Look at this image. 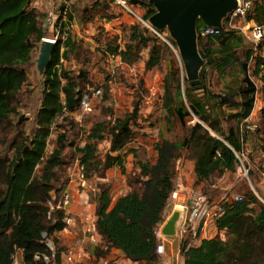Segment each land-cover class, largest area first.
Instances as JSON below:
<instances>
[{
	"label": "trees",
	"instance_id": "1",
	"mask_svg": "<svg viewBox=\"0 0 264 264\" xmlns=\"http://www.w3.org/2000/svg\"><path fill=\"white\" fill-rule=\"evenodd\" d=\"M128 3L148 9L143 17L147 23L156 14L149 0H128ZM44 16L31 6V0H0V126L10 127L12 116L17 114L19 97L28 85L34 47L46 37L40 26ZM68 18L62 24L68 38L56 43L51 64L44 74L36 129L29 137L18 133L10 146L11 156L0 157V264H12L17 249L22 250L26 263L46 264L43 256H50V252L42 243V234L61 231L64 227L62 213H55L52 221H47V213L52 193L59 191L54 186L59 180L58 169L67 164L66 134L59 135L58 146L48 157L46 150L57 120L66 113L77 112L84 96L80 79L66 73L62 65L75 51L70 35L74 19L71 15ZM248 21L264 28V0L255 2ZM206 28L198 22V49L204 61L200 87L187 83L183 91L179 79H175L176 85L173 83L172 87L170 83L176 76L170 72L166 80L167 127L172 130L176 123L185 136L181 140L159 142L155 146L156 163L138 164L142 179L136 183L140 188L119 198L113 207L110 190H101L96 217L101 248L105 247L106 251L98 249L99 258L115 249L133 264H161L155 234L166 222V211L176 191V165L184 154L195 165L198 184L237 169L239 161L234 151L239 153L243 149L239 127L224 131L221 120L227 118L240 124L250 118L258 92L253 78L262 83L264 101V58L257 54L250 67L253 51L247 48L248 41L242 34L227 30L217 37L202 38L200 34ZM166 47L150 31L137 25L131 28L128 43L123 47L108 45L106 52L126 65H133L147 50L146 69L152 70L161 65ZM262 49L264 42L258 52ZM210 71L220 77L230 76L232 81L220 93H214L206 85ZM225 108L233 113L223 114ZM139 109L136 103L133 112L124 119L96 123L92 127L85 146L78 151L87 179L101 167L105 171L118 167L124 173L125 157L137 156L134 150L121 154L135 139L133 125L138 120ZM195 118L199 122L189 126ZM261 119L264 135V108ZM106 136L110 139V152L100 161L97 147ZM39 166L42 173L37 176ZM217 227L226 233V239L202 240L195 246L182 247L184 264H264V204L253 193L228 205ZM38 255L42 257L40 260H36Z\"/></svg>",
	"mask_w": 264,
	"mask_h": 264
},
{
	"label": "rangeland",
	"instance_id": "2",
	"mask_svg": "<svg viewBox=\"0 0 264 264\" xmlns=\"http://www.w3.org/2000/svg\"><path fill=\"white\" fill-rule=\"evenodd\" d=\"M55 2L56 8L66 11V19H69L68 15L74 19L70 25V35L72 43L75 44V51L62 61L64 71L80 79L84 94H91L87 90L89 86L102 89V97L93 100L94 110L91 114L87 115L78 110L52 129L48 138L47 157L57 148L59 135L67 136L64 152L67 164L58 169L59 180L54 185L55 189H63L71 174H84L78 151L85 146L90 131L96 123H114L117 119H124L133 112L136 103L140 108L138 120L133 125L135 139L121 154L134 150L137 156L130 154L125 157V172L123 173L118 167L106 171L101 167L100 171L91 172L90 181L95 191L90 192V205H95L97 211L99 195L103 188L109 189L112 198L115 199L139 189V183L136 181L140 182L142 178L138 164L140 162L155 164L158 158L155 146L159 142L181 140L185 136V131L178 124L175 123L172 130L167 127L164 99L169 72L176 76L170 83L172 87L173 83L176 85L175 79H179L182 90L185 91L189 82L177 46L174 49L166 47L161 65L152 70L146 69L149 58L147 50L133 65L120 63L106 52L108 45L123 47L128 43L131 28L137 25L143 26L141 20L146 15L147 8L130 3L122 6L114 0H55ZM164 32L169 34L167 30ZM47 37L52 39V34H48ZM246 46L252 50L249 42ZM40 55L41 44L34 47L32 64L28 68V85L19 97L18 111L11 118V126H0V157L11 156L10 146L18 133L29 137L36 129L35 121L43 99L45 79V75L39 69ZM82 75L83 79L80 78ZM207 80L208 88L214 93H220L225 83L232 81V78L230 76L221 78L210 71ZM253 81L257 85L258 94L251 121L258 125L259 130L245 141L246 157L243 163L238 164L235 172L217 174L203 183L201 191L211 199L219 198L226 193L242 197L253 193L259 202L262 203L259 198L264 200V194L259 187L264 181V135L261 131V111L264 108V101L262 83L255 78ZM222 113L228 115L233 112L225 108ZM198 122L199 120L195 118L188 125L192 126ZM221 122L224 131L235 128L236 125L240 126L227 118L222 119ZM109 152L110 139L106 136L97 147L98 159L104 161ZM193 165L186 154L177 162L176 188L178 180L183 176L180 174H186V178L192 180L194 186L200 187L193 175ZM244 167L249 169V178L242 177L240 169ZM41 173L42 166H39L36 175L40 176ZM175 212L178 211L173 210L171 201L166 211V223Z\"/></svg>",
	"mask_w": 264,
	"mask_h": 264
},
{
	"label": "built area",
	"instance_id": "3",
	"mask_svg": "<svg viewBox=\"0 0 264 264\" xmlns=\"http://www.w3.org/2000/svg\"><path fill=\"white\" fill-rule=\"evenodd\" d=\"M41 1L31 0V6L35 7ZM114 1L122 6H126L128 3V0ZM236 1L238 3L237 10L229 14L224 20L223 29L207 27L201 32L200 36L202 38L217 37L227 30L238 31L252 46L253 57L250 61L251 67L260 46L264 42V28L248 21V16L255 2L258 0ZM65 15V10L61 11V9L55 6L45 13V16L40 21V26L46 35L43 42L47 41L56 44L67 40L68 32L62 29ZM141 22L145 29L166 44L168 48H176V44L172 42L170 34L157 30L150 23L143 21V19ZM48 34H52V39L47 37ZM87 90L91 94H84L80 101L79 111L88 115L94 110L93 100L102 97V89H94L92 86H89ZM67 116V113L62 115L57 120V124L64 121ZM258 130V125L253 123L250 118L240 123L239 131L243 149L239 153L234 151L239 163H243L246 157L245 141ZM240 171L242 177L249 178V169L244 167ZM67 182L63 189L52 193V197L48 202L47 221H52L54 214L60 212L63 215L64 227L61 231H54L53 233L43 232L42 243L46 245L50 252V256H43L45 263L57 264L58 261V264H113L114 260L111 257L98 258L96 255L97 250L101 248L102 242L97 227L96 215L90 214L77 219L70 212L74 192H94L95 188L92 182L83 173L77 175L71 174ZM178 196L179 193L175 191L172 195V203L178 200ZM259 199L264 204V200ZM240 201H242L241 196L231 195L230 193H226L219 199L213 200L201 190L195 189L190 193L187 204L174 203L173 210L180 213V219L176 227V237L181 241V249L185 246L191 247L197 245L205 229L212 224L216 225L224 216L226 207ZM179 223L181 224L179 225ZM165 224L166 222L156 230L155 234L158 240L156 253L160 257L165 255L166 242L168 240L163 234ZM41 258L40 255L36 256V260H40ZM12 264H28L23 258L22 250H16Z\"/></svg>",
	"mask_w": 264,
	"mask_h": 264
},
{
	"label": "water",
	"instance_id": "4",
	"mask_svg": "<svg viewBox=\"0 0 264 264\" xmlns=\"http://www.w3.org/2000/svg\"><path fill=\"white\" fill-rule=\"evenodd\" d=\"M156 9L150 24L159 31L167 30L175 42L191 86L200 87L201 69L204 61L198 49L197 24L201 21L208 28L223 29V22L237 10L236 0H149ZM56 44L43 42L39 69L43 74L51 64ZM180 213L175 212L165 224L163 234L168 239L176 238Z\"/></svg>",
	"mask_w": 264,
	"mask_h": 264
},
{
	"label": "crops",
	"instance_id": "5",
	"mask_svg": "<svg viewBox=\"0 0 264 264\" xmlns=\"http://www.w3.org/2000/svg\"><path fill=\"white\" fill-rule=\"evenodd\" d=\"M55 3H56L55 0H42L35 7L37 8V10L40 14L45 15V13L47 11H49L51 8H53L55 6ZM258 54L260 55V57L264 58V49H262L260 52H258ZM113 58H115V57H113ZM115 59L119 60L121 63L120 58L116 57ZM221 78H225V77H221ZM230 82H227V83H230ZM225 85H226V83H225ZM250 120H252V115L250 116ZM194 169H195V165H193V175H194L196 182H197V178H196ZM180 175L181 176L183 175V176L178 180L177 188H176V191L179 193V196H178V200L176 202L173 201V204L174 203L187 204L188 200H189L190 193L195 189L201 190V188L203 187V183H205V182L200 183V184L197 183L200 187L194 186L192 183V180L186 178V174L185 175L180 174ZM263 176H264V174H263ZM182 178H184V179H182ZM259 187L261 188L262 193L264 194V181L262 184L259 185ZM123 196L124 195H121L120 198ZM90 198H91V193L74 192L73 202H72V205L70 208V212L72 213V215L75 218L81 219L82 217H84L86 215H90V214L96 215V206L93 204L90 205ZM219 198H215L213 200H217ZM111 199H112V206L111 207H113L119 198H117V199L112 198V194H111ZM94 208H95V211H94ZM225 234L226 233L224 231H219L217 224L216 225L212 224L207 229H205V231L202 233L201 238L199 240V243L202 240H213V239H217V238L224 240ZM101 244H102V242H101ZM100 250L106 251V248L102 247ZM106 257H111L114 260L113 264H133L119 250H115V249L110 250V252L108 254H106ZM183 262H184V258L182 256L180 239L178 237H176L174 239H168L166 242L165 255L161 257V264H182Z\"/></svg>",
	"mask_w": 264,
	"mask_h": 264
}]
</instances>
